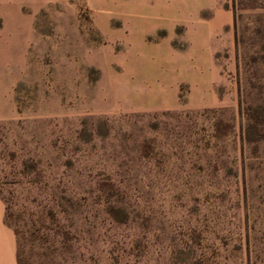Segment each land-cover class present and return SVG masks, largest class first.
Masks as SVG:
<instances>
[{
	"label": "rangeland",
	"instance_id": "1",
	"mask_svg": "<svg viewBox=\"0 0 264 264\" xmlns=\"http://www.w3.org/2000/svg\"><path fill=\"white\" fill-rule=\"evenodd\" d=\"M0 212V264H264V9L0 0Z\"/></svg>",
	"mask_w": 264,
	"mask_h": 264
},
{
	"label": "trees",
	"instance_id": "2",
	"mask_svg": "<svg viewBox=\"0 0 264 264\" xmlns=\"http://www.w3.org/2000/svg\"><path fill=\"white\" fill-rule=\"evenodd\" d=\"M235 3L239 9H264V0H235ZM119 212L117 208L111 209V214L116 215ZM19 264H24L19 255H17Z\"/></svg>",
	"mask_w": 264,
	"mask_h": 264
},
{
	"label": "crops",
	"instance_id": "3",
	"mask_svg": "<svg viewBox=\"0 0 264 264\" xmlns=\"http://www.w3.org/2000/svg\"><path fill=\"white\" fill-rule=\"evenodd\" d=\"M1 217H2V212H0V220H1ZM0 260L2 261V259H0ZM12 260H13V259L11 258V262H12V263H11V262H10V263H11V264H14V261H12Z\"/></svg>",
	"mask_w": 264,
	"mask_h": 264
}]
</instances>
